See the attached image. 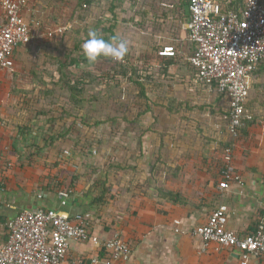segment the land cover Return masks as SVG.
Instances as JSON below:
<instances>
[{
    "label": "crops",
    "instance_id": "crops-1",
    "mask_svg": "<svg viewBox=\"0 0 264 264\" xmlns=\"http://www.w3.org/2000/svg\"><path fill=\"white\" fill-rule=\"evenodd\" d=\"M219 1L229 5L227 2L230 0ZM188 2V0L169 2L165 0H95V5L101 6L103 12L99 20L98 34L105 40H110L113 36L126 39L129 44V51L126 54L128 57L130 54L134 56L147 54V59L151 60L152 57L155 59L153 55H157L164 65L165 73H172L174 67H182L186 71L185 64H187L195 73L197 79H194L195 82L222 95L214 85L202 83L197 77V70L190 63V56L195 45L190 41L187 29L190 18ZM243 5L244 2L239 6ZM51 6V3L47 2L48 8H45L43 0H34L24 9L23 14L31 24L39 19L48 26L42 17L47 14L44 11L48 12ZM4 21L5 17L0 7V25ZM145 23L148 26L144 25ZM151 24L154 26H149ZM67 26L72 28L70 24ZM64 35L65 33L55 35L53 38L38 39L49 41ZM153 38L160 45L151 49L149 44ZM145 40L148 44L146 47ZM35 42L16 49L15 66L12 70H0V82L3 81L0 86L3 87L4 92L10 93L9 87L14 85H18L21 89L31 85L40 89L45 87L44 84L50 87L52 81L59 76L57 68L54 72L51 66L47 67L42 63L37 67L33 59L40 55L45 57L47 47H40L39 41L37 44ZM165 44H172L177 50L174 64L167 70L166 63L171 58L158 55V50ZM100 60L102 64V58ZM105 66L110 67L108 63ZM39 69L42 70L39 71ZM49 71L55 75L53 78L50 75L47 77ZM263 72L261 67V71L250 77L251 88L246 109L252 103L250 95L253 81H256L258 76L262 77ZM36 73L39 75L37 76ZM142 90L144 92V88ZM2 101L4 98L0 99V103ZM178 101H175L173 108H169L170 113L178 111L176 110ZM227 110L228 107L223 113L225 122ZM3 113L10 118L7 112ZM134 113L132 112V115ZM139 113L135 115L138 116ZM247 114L253 118L248 110ZM37 122L32 120L31 124L36 125ZM244 129L242 128L241 131ZM227 132L230 135L228 128ZM141 133L142 135L140 134L138 138L132 137L131 134L128 136V141L135 143L134 146L128 145L131 147V152L140 154L138 160L130 161L139 169V175L135 178L132 173H126L120 181H116V178L121 176L117 173L112 174L108 181L102 182L109 175L105 168L104 171L98 168L105 167L103 165L105 161L95 158L97 150H94L96 151L94 153L90 150L91 152L87 153L88 156L84 155L81 158L79 156L78 160L70 159L73 154L71 151H66L59 162L53 163L55 160L43 162L42 158L35 159L34 152L28 151L32 145L36 144L34 137L30 138L31 133L23 132L19 138H12L10 136L12 132L0 125V152L4 146H9L7 158L9 169L3 173L0 170V174L5 178L6 188L0 194L1 199L10 204L0 203V244L4 243L8 237L5 225L7 218L25 209L55 208L70 215L83 214L90 223V236L96 237L99 241L98 244L91 239L72 241L64 264H72L78 259L88 261L94 256H104L103 243L115 234L127 241L131 248L130 259L116 264H241L237 251L218 247L214 243L208 244L205 248L201 238L192 236L189 231L193 227L205 224L211 212L222 204H226L229 208L228 227L241 235L264 222V127L249 129L248 133L243 132L238 143V140L235 144L229 143L234 144V162L237 173L241 176V182H232L225 189L219 188L221 170L224 165V149L220 165L217 162L213 164L211 159H208L206 164L199 163L200 160L197 164L194 160L190 162L185 160L184 163L176 165V168L180 170L178 179L167 181L165 188H156L154 184L156 169L153 171L155 167L150 165L153 160L149 141L151 138L149 135H144L145 132ZM230 137L227 142L234 140L231 135ZM136 138L137 143L134 141ZM255 144L259 147H256L254 152L248 151L251 145ZM183 146H178L176 152ZM204 148L207 149L206 146ZM111 150L115 151V148ZM202 155L204 154L201 152L200 156ZM30 156L34 158L31 164L28 159ZM188 157L192 158L194 154L190 153ZM150 167L151 170L147 171ZM100 179L102 181H99ZM151 181L152 184L148 188L144 187L141 190L138 187ZM61 188L71 191L65 206L61 204L58 197V190ZM174 220H180L179 226L175 225ZM249 264H264V257L253 258Z\"/></svg>",
    "mask_w": 264,
    "mask_h": 264
},
{
    "label": "rangeland",
    "instance_id": "rangeland-1",
    "mask_svg": "<svg viewBox=\"0 0 264 264\" xmlns=\"http://www.w3.org/2000/svg\"><path fill=\"white\" fill-rule=\"evenodd\" d=\"M43 2L45 8L47 2L52 5L48 12L44 11L47 14L42 17L48 26L72 25L63 37L49 41L38 38L34 40L35 44L39 41L38 46L47 47L45 57L40 55L33 59L37 67L44 64L47 67L51 66L55 72L56 68H59L57 60L64 62L66 60L64 53L68 49L73 52V56L85 58L81 46L89 30L99 32V20L103 12L101 6L97 7L95 3L92 6H86L83 11L76 7V0L64 2L43 0ZM144 25L148 26L147 23ZM139 41L142 42V40ZM144 45L145 47L148 45L146 40ZM149 45L153 49L160 43L153 38ZM55 55L59 57L56 59ZM146 55L130 54V57L126 55L124 59H128V63L125 66L116 64L108 58H102L104 64H100L101 58L94 64L88 62L98 75V78L94 80L97 81L95 90L102 92L99 93V99L90 102L86 111H79L77 118V111L69 116L63 108L68 107L69 100L67 96L60 95L65 90L59 89L54 97L42 95V88L32 85L25 86L24 89L18 88V85L10 86V93L4 92L3 87L0 86V99L4 98V101L0 103V125L12 132L10 134L12 138H19L23 132L31 133L30 138L34 137L36 144L32 145V149L29 148L28 151L34 152L35 159L42 158L43 162L46 160L49 162L55 160L53 163L59 162L66 151L72 152L73 156L70 159L78 160L79 156L81 158L87 155L91 152L90 150H93V153L97 150L95 158L105 161L103 164L105 167L98 168L102 171L105 168L109 175L105 180H99L102 182L108 181L112 174L117 173L122 177H117L116 181H120L126 173H132L135 178L139 175V169L130 161L138 160L140 154L131 152L129 146H134L135 143L128 141V136L131 134L132 137L138 138L140 134L142 135L141 132H145L144 135H149L151 138L149 141L153 160L150 165H154L153 171L156 169L154 182L156 188H165L167 181L178 179L180 170L176 168V165L184 163L185 160L188 162L194 160L196 164L200 160L199 163L206 164L208 159H211L213 164L217 162L220 165L223 149L231 138L223 119V113L227 107L226 98L216 91L208 90L203 84L195 82L197 80L195 73L189 65L185 64L186 71L182 67H174L172 73H165L164 65L157 55H153L155 59L152 57L151 60H148ZM107 63L110 67L105 66ZM72 69L75 72L80 70L74 65ZM123 70L127 71L126 75L123 74ZM49 73L50 71L47 77ZM36 75L39 74L36 73ZM261 76L253 81L250 95L252 103L247 110L253 116L254 123L242 130L246 133L249 129L264 127V72ZM51 77L53 78V75ZM30 82L25 83L30 84ZM140 83L143 84L144 92ZM4 93L7 95L6 99ZM96 94L98 95V91ZM175 101L179 102L176 106L178 111L170 113L168 110L170 107L173 108ZM3 112H7L10 118ZM84 112L90 117V126L81 120ZM132 112H135L133 115L140 113L138 116H133ZM109 116H116L113 117L115 122ZM50 118H56V122L51 124ZM32 120H37V124L32 125ZM97 120H99L98 124L95 123L98 122ZM70 124H72L70 130L63 135L65 128ZM242 131L238 138L231 141L232 143L235 144V141L241 138L244 134ZM59 134L61 137H58ZM137 138L134 140L136 143ZM181 145L184 146L176 152ZM256 147L259 145H251L248 151L254 152ZM112 148H115V151L111 150ZM80 152L82 155L79 154ZM201 152L204 154L202 157ZM190 153H193L194 157L189 158ZM28 159L30 164L34 161L33 156ZM148 170L150 171L151 167ZM151 184L152 181L145 182L138 187L143 190L142 188H148Z\"/></svg>",
    "mask_w": 264,
    "mask_h": 264
},
{
    "label": "built area",
    "instance_id": "built-area-1",
    "mask_svg": "<svg viewBox=\"0 0 264 264\" xmlns=\"http://www.w3.org/2000/svg\"><path fill=\"white\" fill-rule=\"evenodd\" d=\"M190 18L187 22L189 39L195 45L190 63L197 70L198 79L214 85L228 100L225 115L230 135L236 139L247 114L251 74L264 64V0H245L243 6L229 7L219 0H188ZM34 0H1L5 21L0 25V70H12L14 53L20 46H28L35 38L62 35L69 26L48 27L37 19L33 24L23 14ZM227 3L230 4V1ZM176 47L165 44L158 50L160 57L176 56ZM9 146L0 152V170L7 172ZM223 168L219 188L241 182L234 162V144L224 148ZM5 178L0 174V193L5 191ZM70 190L61 188L58 197L67 204ZM0 203L10 205L1 199ZM229 208L222 204L215 208L205 224L193 227L189 233L201 238L204 247L214 243L218 247L235 250L240 263L249 264L253 258L264 257V222L241 235L228 227ZM176 226L180 220H174ZM8 237L0 244V264H64L72 241L96 237L89 234V220L83 214L70 215L55 208H33L17 212L5 223ZM179 231V229H176ZM104 256L88 261L78 259L72 264H116L128 261L131 248L118 234L103 243ZM204 248V249H205Z\"/></svg>",
    "mask_w": 264,
    "mask_h": 264
},
{
    "label": "trees",
    "instance_id": "trees-1",
    "mask_svg": "<svg viewBox=\"0 0 264 264\" xmlns=\"http://www.w3.org/2000/svg\"><path fill=\"white\" fill-rule=\"evenodd\" d=\"M51 1L64 2L67 0H51ZM225 1L227 0H224V2ZM230 1L231 2L229 4V7L239 6V5H242L244 2V0H230ZM76 2H77L76 7L78 9L81 8L84 11L85 7L92 6L95 0H76ZM64 55L66 57V60L64 62L62 60H57V62L59 63V68H58L59 76L57 77L55 81L54 80L52 81L50 87L44 84L45 87L42 88L41 93L42 95H46V96L50 95V96L55 97L57 95L56 92L59 91V89L63 91L65 90L64 92L60 93V95L63 94L67 96L69 100L67 101L68 107H63V108L69 116L74 115L75 112L77 111L78 112V114H76V118H77L79 115V111L80 112L86 111L91 101L99 99V93L101 94L102 91L95 90L97 88V81H94V80L98 78V75L96 74L94 70H92L93 69L92 66L88 65V61L86 60V58H81L79 56L77 57L73 56V52L69 49L64 53ZM58 57L59 55H55L56 59ZM175 57L176 56L170 57L171 60L167 61L166 63L167 68L165 67L166 70L171 65L174 64ZM125 61L124 62L123 60L115 61V63L125 66L126 63H128V59ZM73 65L75 67H78L81 70V72H79L80 70L75 72L72 69ZM261 67H262V70H264L263 69L264 66L259 65L258 68L251 75L257 74L258 71H261ZM49 74L51 76L53 75L54 77L53 73L50 72ZM123 74L126 75L127 71L123 70ZM141 88H143V84H141ZM97 91H98V95L96 94ZM221 96L223 98H226L227 100V97L225 95H221ZM56 105H58V103H56ZM109 117L111 120L115 122V118L113 117H116V116H113V117L109 116ZM81 120L84 121V123H86L88 126H90L91 120L86 112L82 114ZM97 121L98 122H95V123L98 124L99 120ZM50 122L51 124H54L56 122V118H50ZM253 123H254L253 118L246 119L245 126L243 128H247L251 126ZM71 125L72 124H70L69 127L65 128L63 135L70 130ZM60 135L61 134H59L58 137H61ZM230 142L231 141L227 142L226 145H228Z\"/></svg>",
    "mask_w": 264,
    "mask_h": 264
},
{
    "label": "clouds",
    "instance_id": "clouds-1",
    "mask_svg": "<svg viewBox=\"0 0 264 264\" xmlns=\"http://www.w3.org/2000/svg\"><path fill=\"white\" fill-rule=\"evenodd\" d=\"M81 47L86 60L92 64L100 58L121 61L129 51L128 41L123 37L113 36L110 40H105L95 30L88 31Z\"/></svg>",
    "mask_w": 264,
    "mask_h": 264
}]
</instances>
